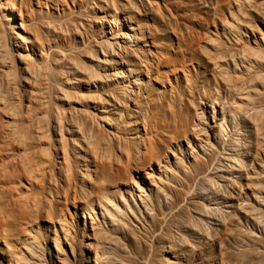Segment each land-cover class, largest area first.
Instances as JSON below:
<instances>
[{
    "label": "rangeland",
    "instance_id": "1",
    "mask_svg": "<svg viewBox=\"0 0 264 264\" xmlns=\"http://www.w3.org/2000/svg\"><path fill=\"white\" fill-rule=\"evenodd\" d=\"M14 9L30 59L0 19L21 125L0 111V264H264V0Z\"/></svg>",
    "mask_w": 264,
    "mask_h": 264
},
{
    "label": "bare ground",
    "instance_id": "2",
    "mask_svg": "<svg viewBox=\"0 0 264 264\" xmlns=\"http://www.w3.org/2000/svg\"><path fill=\"white\" fill-rule=\"evenodd\" d=\"M10 3H11V5H10ZM15 4H16V0H11V2L4 0V3L0 2V19L5 20V23H7L9 26V30H10V36L9 37H10V44H11L10 49H11L12 54L15 55L18 59L24 61V60L30 59V55H28L29 49L27 47H24L26 44H22V41L25 40L21 34V31H20V29H24L23 28L24 25L22 24L21 26H19V22L22 20L20 19L18 22L14 18V12H15L14 6H15ZM14 44H15V46H14ZM5 56H6V54H5ZM27 68L30 69V68H32V66H28ZM26 70H28V69H26ZM31 94H34V92H32ZM0 111L5 114L6 119L8 118L10 120V121H6L7 124L4 123L7 125L6 128L9 126L7 131L10 128H12V127H10L11 125H16V127L21 126L20 124H19V126H17L18 123L15 120H13L12 117H10L11 109L8 107L7 104H4L3 101L0 105ZM13 127L16 129L15 126H13ZM14 128H12V129L14 130ZM13 130L12 131L9 130L8 133L9 132L13 133L14 132ZM19 131H18V133H16V132L15 133L19 134ZM21 133H23V132L21 131ZM20 137H22V134ZM24 169H25L27 174H29V175L34 174L35 170H34L33 163H32L31 159H27V164H25ZM139 192L144 193V190L142 187H139ZM3 195H7V194H3ZM13 199H16V198L13 197ZM19 201H22V200H18V204H19ZM23 202L24 203L20 202V203H22L20 205H17L16 203H11V204H12V206L16 207L21 212V214L23 216L22 218H25V219L27 218L28 210H31V209L35 210V209L39 208V206H40V203L38 200H34V202H29V201H23Z\"/></svg>",
    "mask_w": 264,
    "mask_h": 264
}]
</instances>
